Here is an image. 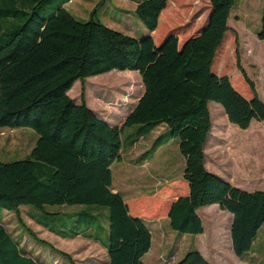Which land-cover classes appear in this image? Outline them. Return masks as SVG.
I'll return each mask as SVG.
<instances>
[{
  "label": "trees",
  "instance_id": "1",
  "mask_svg": "<svg viewBox=\"0 0 264 264\" xmlns=\"http://www.w3.org/2000/svg\"><path fill=\"white\" fill-rule=\"evenodd\" d=\"M30 1L34 5L23 10L25 20L14 24L4 39L0 37V127H30L37 133L26 158L0 162V264H41L27 255L4 226L2 212H13L23 223L21 206L42 208L45 204L105 207L108 264H145L142 256L151 246L150 230L141 218L129 214L122 194L111 187V165L122 160L121 132L133 124L153 128L166 124L167 136L153 150L174 138L185 158L183 178L189 192L171 203L169 226L180 233H202L196 210L217 203L233 214L234 253L241 257L248 252L264 224V188L248 192L210 172L204 152L212 128L210 101L219 103L229 124L243 131L252 120L264 121V102L239 62L237 69L252 92L251 98L241 95L228 75L212 71L237 0H209L206 26L181 45L173 34L156 45L152 35L135 38L112 29L93 18L95 8L88 20H77L65 7L70 0H63L48 16L41 17L36 9L45 0ZM166 3L139 0L134 10L156 42L162 38L160 21ZM256 35L264 40V0ZM115 70H136L144 88L120 126L97 117L83 96L76 104L68 95L76 80L83 82L89 76ZM141 136L144 134L139 133L136 140ZM23 226L32 238L54 248ZM77 235L98 239L87 230L59 234L63 238ZM173 264L210 263L197 249H191Z\"/></svg>",
  "mask_w": 264,
  "mask_h": 264
},
{
  "label": "rangeland",
  "instance_id": "2",
  "mask_svg": "<svg viewBox=\"0 0 264 264\" xmlns=\"http://www.w3.org/2000/svg\"><path fill=\"white\" fill-rule=\"evenodd\" d=\"M62 1H42L36 11L41 17L48 16ZM138 1L70 0L65 7L80 21L88 20L90 12L95 8V20L135 38L152 35L156 44L171 34L176 35L178 45L200 33L211 11L209 0H167L160 21L162 38L156 42L153 32L150 33L134 13ZM33 5L30 0H0L2 39L6 37V32L14 28V24L25 20L23 10ZM262 6L263 0H237L228 21L230 30L216 50L212 71L218 75H228L234 88L245 98H251L252 92L237 69L239 62L264 102V40L258 39L256 35L260 29ZM223 44L224 49L221 48ZM143 90L141 76L136 70H115L95 77L89 76L83 82L76 80L68 95L76 104L80 103L83 96L97 117L120 126ZM208 109L212 129L204 150L207 169L218 166L232 181L245 188L261 187L264 181L262 121L252 120V125L243 131L229 124L219 103L210 101ZM151 128L149 124H133L123 128L121 139L124 154L120 162L111 165L112 186L124 194L127 201H130V196H146L145 213L154 217L148 221L153 228V242L142 261L145 264H172L187 251L194 249L192 245L197 235L173 230L168 224V218L163 215L164 208L157 193L166 183L160 180L164 174L174 170L176 174L182 172L184 165L180 160V152H176L174 146L168 147L163 153H153V147L166 138L164 131H168V128L164 123L149 131ZM139 133L144 134L145 139H138V148L136 146L133 152H128L129 142L136 140ZM36 139L37 133L30 127H0V162L26 158ZM144 147H147L148 152L143 158L154 160L147 165L132 166L131 159H135ZM142 160L137 162L141 163ZM78 211L81 213L78 214ZM20 217L23 223L18 222L13 212H2L4 226L19 241L22 239L21 234L26 237L29 251L41 264H108L107 249L103 247L108 240V211L105 207L95 204H45L42 208L26 205L20 207ZM23 224L54 248L32 238ZM76 230H87L90 236L98 238L97 242L82 235L73 239L58 236ZM258 236V245L263 248L260 264H264V224L258 230ZM61 251L68 253V256L61 254Z\"/></svg>",
  "mask_w": 264,
  "mask_h": 264
},
{
  "label": "crops",
  "instance_id": "3",
  "mask_svg": "<svg viewBox=\"0 0 264 264\" xmlns=\"http://www.w3.org/2000/svg\"><path fill=\"white\" fill-rule=\"evenodd\" d=\"M68 3V2H67ZM229 21V19H228ZM156 44V43H155ZM159 45V44H156ZM260 124L264 127V121H262ZM114 125V124H111ZM252 124L250 123V126ZM212 129V128H211ZM165 132V131H164ZM157 133H159L157 131ZM160 134V133H159ZM263 140H264V132L262 134ZM142 138L145 139V137L141 136L138 139ZM208 142V141H207ZM207 145V144H206ZM137 146L138 148V140L134 141L133 144H129L128 152H133L134 148ZM174 146L176 152H180L178 149V141L174 138H170L167 141H164L163 143L159 144L154 150L153 153H163L168 147ZM132 150V151H131ZM147 147L142 148L141 153L135 158L131 159V165L132 166H138V165H147L153 160L150 161V159L142 158L143 154L147 151ZM205 150V148H204ZM124 154V148L122 149V156ZM181 154V153H180ZM28 155V154H27ZM206 156V154H205ZM143 159L141 163H138L137 161L139 159ZM181 162L183 165L185 164V158L181 154L180 157ZM205 166L207 168V160L205 158ZM184 170V168H183ZM209 171L218 175L222 179L230 182L232 185L237 186L241 188L242 190L251 192L254 190H260L264 188V181L261 187L259 188H245L244 186L238 184V182L232 181L230 176H226L218 166L216 168H209ZM176 170L172 173L164 174L162 176V179L160 181H163L166 183L160 191L157 193L158 199L162 202L163 205V215L167 218V213L170 208L171 203L178 198L181 195H186L189 192L188 182L183 178V171L176 174ZM112 190L114 192H119L117 189H113V186L111 185ZM124 200L125 196L122 195ZM146 200V196L144 195H137V196H130V201L125 200V202L128 205L129 214L133 217L141 218L145 225L148 227L151 233V246L153 242V233H152V226L149 224V220L154 219L153 216H147L146 215V206L144 204ZM130 204H129V203ZM196 213L200 217L203 225V232L199 234H193L197 235L195 243L192 245L194 249H197L201 255L204 257V259L209 262L210 264H260V260L262 259V251L263 248L258 245V242L260 241L259 236L255 237L251 248L248 252L244 253L241 257H238L233 250L232 246V238H231V225L233 221V214L230 213L227 210H223L219 207L217 203L209 204L206 206H201L197 208ZM30 214V213H29ZM32 213L30 214V216ZM152 222V221H151ZM262 227V226H261ZM260 227V228H261ZM259 228V230H260ZM59 236V235H58ZM79 235L75 236L78 237ZM22 239L19 242V245L26 251L27 255L34 257L33 253L29 251L28 242L26 237H24L23 234H21ZM74 237V238H75ZM87 238V237H85ZM73 239V238H71ZM89 239V238H87ZM92 241L97 242L96 240L92 239ZM151 246L149 250L151 249ZM103 247H105L103 245ZM148 250V251H149ZM147 251V252H148ZM146 252V253H147ZM145 253V254H146ZM143 257V256H142ZM181 258V257H180ZM179 259V258H178ZM109 263V260L108 262ZM174 263V262H173ZM172 263V264H173Z\"/></svg>",
  "mask_w": 264,
  "mask_h": 264
}]
</instances>
